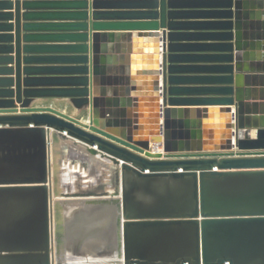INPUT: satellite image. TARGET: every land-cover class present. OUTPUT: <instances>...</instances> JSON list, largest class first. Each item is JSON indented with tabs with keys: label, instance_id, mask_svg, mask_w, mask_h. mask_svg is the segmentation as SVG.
I'll return each mask as SVG.
<instances>
[{
	"label": "water",
	"instance_id": "1",
	"mask_svg": "<svg viewBox=\"0 0 264 264\" xmlns=\"http://www.w3.org/2000/svg\"><path fill=\"white\" fill-rule=\"evenodd\" d=\"M0 264H264V0H0Z\"/></svg>",
	"mask_w": 264,
	"mask_h": 264
},
{
	"label": "bare ground",
	"instance_id": "2",
	"mask_svg": "<svg viewBox=\"0 0 264 264\" xmlns=\"http://www.w3.org/2000/svg\"><path fill=\"white\" fill-rule=\"evenodd\" d=\"M40 102H43V101H40ZM51 107H56L59 110H60V107H63V111H60V112L68 114V115H70L73 118H77L79 116V114H80L79 111L73 109L69 105V103L67 101H65V100H63V101H59V100L53 101ZM86 121H87V119L84 122H86Z\"/></svg>",
	"mask_w": 264,
	"mask_h": 264
},
{
	"label": "crops",
	"instance_id": "3",
	"mask_svg": "<svg viewBox=\"0 0 264 264\" xmlns=\"http://www.w3.org/2000/svg\"><path fill=\"white\" fill-rule=\"evenodd\" d=\"M148 99V98H147ZM146 100V98H145ZM40 101H43V102H40ZM53 101H56V100H44V99H37V100H34L33 101V104L32 106L33 107H51L52 105V102ZM59 101H63V100H59ZM40 102V103H39ZM64 103V102H63ZM146 103V102H145ZM54 108L55 110H58V111H61V109H57L56 107H52Z\"/></svg>",
	"mask_w": 264,
	"mask_h": 264
},
{
	"label": "rangeland",
	"instance_id": "4",
	"mask_svg": "<svg viewBox=\"0 0 264 264\" xmlns=\"http://www.w3.org/2000/svg\"><path fill=\"white\" fill-rule=\"evenodd\" d=\"M60 109H61V111H63V107H60ZM77 118L80 119V120H86L87 119L86 112H84V113L81 112Z\"/></svg>",
	"mask_w": 264,
	"mask_h": 264
},
{
	"label": "built area",
	"instance_id": "5",
	"mask_svg": "<svg viewBox=\"0 0 264 264\" xmlns=\"http://www.w3.org/2000/svg\"><path fill=\"white\" fill-rule=\"evenodd\" d=\"M162 147H160V146H156L155 148H154V152H162Z\"/></svg>",
	"mask_w": 264,
	"mask_h": 264
}]
</instances>
